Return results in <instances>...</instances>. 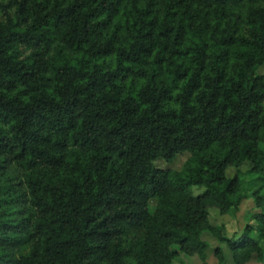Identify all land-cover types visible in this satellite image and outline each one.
<instances>
[{"label":"trees","instance_id":"16d2710c","mask_svg":"<svg viewBox=\"0 0 264 264\" xmlns=\"http://www.w3.org/2000/svg\"><path fill=\"white\" fill-rule=\"evenodd\" d=\"M261 68L264 0H0V264H264Z\"/></svg>","mask_w":264,"mask_h":264},{"label":"rangeland","instance_id":"374dc122","mask_svg":"<svg viewBox=\"0 0 264 264\" xmlns=\"http://www.w3.org/2000/svg\"><path fill=\"white\" fill-rule=\"evenodd\" d=\"M264 71V68L259 69V72ZM187 155H180L176 158L174 162L170 165L158 161L156 162V166L159 168H171L174 170L180 169L183 162L187 159ZM250 168V165H246L243 167V171H247ZM234 170H230L229 176H232ZM201 191L200 188L194 189L195 193H199ZM248 211V212H247ZM251 211V212H250ZM253 205L251 200H244L240 206V208L236 212H230L224 216H217V212L210 210L211 214V223L213 226H224L226 228L225 236L231 238L234 235H239L246 225L252 224V214H253ZM201 239L209 244V246L213 249L215 247L220 246L221 244L217 243L211 234L203 233L201 235ZM211 249V250H212ZM224 251V261L223 264H234L231 254L226 247H223ZM217 262V258L210 252L207 257L206 264H215ZM173 264H200L198 260L193 257H187L180 255L177 259L173 260ZM247 264H261L258 263L255 259V256H252V259Z\"/></svg>","mask_w":264,"mask_h":264}]
</instances>
